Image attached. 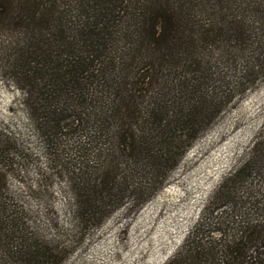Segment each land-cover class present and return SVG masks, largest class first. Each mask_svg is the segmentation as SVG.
Instances as JSON below:
<instances>
[{
  "label": "rangeland",
  "instance_id": "1",
  "mask_svg": "<svg viewBox=\"0 0 264 264\" xmlns=\"http://www.w3.org/2000/svg\"><path fill=\"white\" fill-rule=\"evenodd\" d=\"M229 1L237 7L233 22L242 26L241 32L216 42L199 41L195 92L184 79L183 88L170 91L163 118L172 124L159 139L157 132L150 135L151 154L169 150L168 160L150 181L145 160L133 166L121 158L114 181L125 192L114 190L109 204L104 195L111 167L98 166L113 150L110 137L85 156L87 133L47 142L24 104L27 95L20 87L26 81L17 85L7 69L14 38L0 30V214L4 232L15 237L13 252L21 248L31 264H167L198 229L201 245L222 244L242 235L238 228L243 221L264 220L251 209L264 201V58L257 57L264 46L255 48L251 42L263 36V29L245 15L238 17L242 0ZM203 2L213 7L209 0ZM204 14L200 11L198 20ZM260 38L258 46L264 45ZM152 94H139L140 119L132 120L133 128L145 126L142 119ZM83 164L93 174L87 183L79 174ZM140 186L144 189L139 192ZM223 186L230 188L222 198ZM88 199L99 212L87 219ZM217 206L213 220L200 227L204 215ZM245 234L252 237V246L257 244L256 229ZM7 254L0 249V264L16 260ZM216 256L214 260L230 257L227 252ZM256 258L249 264H264V254Z\"/></svg>",
  "mask_w": 264,
  "mask_h": 264
},
{
  "label": "trees",
  "instance_id": "2",
  "mask_svg": "<svg viewBox=\"0 0 264 264\" xmlns=\"http://www.w3.org/2000/svg\"><path fill=\"white\" fill-rule=\"evenodd\" d=\"M242 2L238 17L245 15L263 29V36L251 41L260 49L264 46H258L260 37L264 39V0ZM209 3H213L212 8L203 0H0V30L8 31L14 38L7 69L17 85L26 81L20 88L26 91L24 104L35 128L49 143L62 136L87 133L89 142L82 146L84 156L91 147L110 137L113 150L107 153L102 167L98 166V170L111 167L112 177L104 195L108 204L116 197L114 190L117 194L125 192L114 181L121 158H127L133 166L145 160L149 166L147 172L143 171L149 173L150 181L168 160L169 150L151 154L147 144L151 134L157 132L159 139L164 128L172 124L163 118V104L170 91H179L185 80L195 92L194 74L200 68L195 50L199 41L216 42L228 33L241 32L242 26L233 22H237L235 5L230 6L229 0ZM203 10L205 18L199 21L198 13ZM260 56L264 58V50L257 51L259 61ZM188 74L193 76L187 77ZM141 92L153 93V98L147 102L142 119L145 126L140 130L133 128L132 122L140 119L137 98ZM87 167L83 164L79 169L82 183L93 179ZM141 188L144 186L138 187L139 192ZM229 188L223 186L218 196L223 198ZM90 201L86 202L83 218L99 212ZM218 207L204 215L200 227L208 226ZM251 209L264 215V201ZM1 216L0 249L16 258L10 260L12 264H31L33 260H26L21 248L11 250L15 237L9 230L4 232ZM239 227L242 235L238 232V236L222 244L202 241L203 245L199 243L198 229L167 264L255 263L259 253L264 254V220L243 221ZM248 228L256 229L254 246L252 237L243 236ZM214 252L216 257L220 252H227L230 257L214 260Z\"/></svg>",
  "mask_w": 264,
  "mask_h": 264
}]
</instances>
